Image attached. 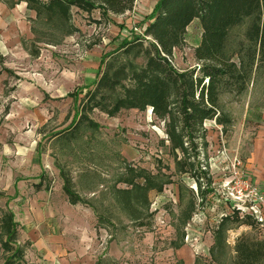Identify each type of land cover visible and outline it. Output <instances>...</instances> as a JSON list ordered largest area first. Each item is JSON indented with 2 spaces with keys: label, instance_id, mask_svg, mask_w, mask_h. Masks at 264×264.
I'll use <instances>...</instances> for the list:
<instances>
[{
  "label": "rangeland",
  "instance_id": "rangeland-1",
  "mask_svg": "<svg viewBox=\"0 0 264 264\" xmlns=\"http://www.w3.org/2000/svg\"><path fill=\"white\" fill-rule=\"evenodd\" d=\"M156 2L135 0L130 10L107 15L72 7L63 24L37 17L23 1L0 0V216L14 214L24 264H233L240 237L262 239L264 229L251 217H244L249 224L227 222L218 235L221 219L237 215L226 181L234 173L247 177L242 131L264 119L261 76L240 95L222 94L220 111L230 122L205 120L183 148L173 150L169 119L150 108L113 116L93 108L86 110L89 123L71 127L83 111L84 87L93 88L104 70L101 58L108 61L122 39L144 33ZM246 24L230 30L228 53ZM200 38L194 19L170 56L179 72L197 73ZM123 60L143 63L132 53ZM245 116L249 123L239 130ZM129 168L154 175L161 190L129 191ZM62 172L78 203L63 192ZM4 257L0 245V264Z\"/></svg>",
  "mask_w": 264,
  "mask_h": 264
},
{
  "label": "trees",
  "instance_id": "trees-1",
  "mask_svg": "<svg viewBox=\"0 0 264 264\" xmlns=\"http://www.w3.org/2000/svg\"><path fill=\"white\" fill-rule=\"evenodd\" d=\"M15 1L25 2L37 17L57 18L67 24L72 7L87 14L94 9H99L101 15L121 14L130 10L135 0ZM148 19L143 34L135 33L122 39L108 61L101 58L100 66L105 65L104 70L95 79L93 88L84 87L83 111H78L71 127L89 123L86 110L93 108L109 116L121 109L142 111L150 108L155 116L169 119L166 134L175 150L183 148L187 139L192 143L195 132L202 129L205 120L214 119L219 124L230 122L220 111L222 94L240 95L255 77L264 79V0H157ZM194 19H198L201 26L200 42L194 49V59L199 67L197 73L196 69L179 72L170 56L173 47L183 42L186 28ZM245 21L242 38L235 42L236 49L230 54V30ZM131 53L143 59L140 66L125 63L123 58ZM74 97L77 100V93ZM129 171L130 175L123 180L127 185H134L129 191L141 196L150 188L161 190L162 182L157 183L154 175L132 168ZM62 178L68 201L78 203L80 198L73 190L71 179L64 172ZM135 181L139 184L135 185ZM35 186L41 187L40 184ZM190 214V210L185 212L184 220H188ZM233 220L239 225L249 224L244 217L226 216L218 224V235L225 224ZM18 236L14 214L10 210L3 211L0 245L5 257L1 264H24L25 248L18 242ZM216 241H220V236ZM234 251L233 264H264L262 239L240 237Z\"/></svg>",
  "mask_w": 264,
  "mask_h": 264
},
{
  "label": "built area",
  "instance_id": "built-area-1",
  "mask_svg": "<svg viewBox=\"0 0 264 264\" xmlns=\"http://www.w3.org/2000/svg\"><path fill=\"white\" fill-rule=\"evenodd\" d=\"M226 184L228 201L233 209L231 213L237 212L240 218L249 216L264 229V194L261 189L248 177L238 176L236 173Z\"/></svg>",
  "mask_w": 264,
  "mask_h": 264
},
{
  "label": "crops",
  "instance_id": "crops-1",
  "mask_svg": "<svg viewBox=\"0 0 264 264\" xmlns=\"http://www.w3.org/2000/svg\"><path fill=\"white\" fill-rule=\"evenodd\" d=\"M246 103L245 112L247 115L249 104L248 102ZM247 123H249V121L246 116L245 118L242 117L237 124L239 130H242L243 126L248 125ZM251 124L256 128H248L246 131L243 129V136L241 135V139H243L241 147L244 149L245 174L261 189L264 194V119H261L260 121H253ZM247 134L251 135L250 140L245 138L244 135ZM262 239H264V230Z\"/></svg>",
  "mask_w": 264,
  "mask_h": 264
}]
</instances>
